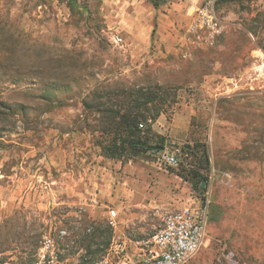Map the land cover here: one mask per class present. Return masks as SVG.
<instances>
[{"label": "rangeland", "instance_id": "374dc122", "mask_svg": "<svg viewBox=\"0 0 264 264\" xmlns=\"http://www.w3.org/2000/svg\"><path fill=\"white\" fill-rule=\"evenodd\" d=\"M201 2L77 0L79 14L73 0H0V264L32 263L59 229L77 237L68 264H87L114 235L108 209L116 235L140 240L152 207L207 191L208 236L186 264H264V0H214L216 31ZM155 85L145 115L164 149L105 158L122 139L117 92ZM202 143L203 193L181 153ZM163 151L182 168L158 162Z\"/></svg>", "mask_w": 264, "mask_h": 264}, {"label": "built area", "instance_id": "2783aa9c", "mask_svg": "<svg viewBox=\"0 0 264 264\" xmlns=\"http://www.w3.org/2000/svg\"><path fill=\"white\" fill-rule=\"evenodd\" d=\"M213 1L202 0L198 15L208 28L216 31ZM120 41L117 39L116 43ZM139 128L142 129L143 125L140 124ZM158 162L170 168L178 165L177 158L165 151L161 152ZM204 196L201 198L191 194L182 207H152L146 218L152 223L154 232L150 237L140 240L116 235L117 212L108 209L106 221L114 235L105 255L87 264H186L201 250L208 236L209 191ZM75 238L66 229L50 231L42 237L30 264H68L70 260L76 259V256L69 254Z\"/></svg>", "mask_w": 264, "mask_h": 264}, {"label": "trees", "instance_id": "16d2710c", "mask_svg": "<svg viewBox=\"0 0 264 264\" xmlns=\"http://www.w3.org/2000/svg\"><path fill=\"white\" fill-rule=\"evenodd\" d=\"M150 2L152 3L153 7H157L159 5V0H150ZM70 7L73 11H76L79 14H81L83 11H86V8L77 4V0H73V3L70 4ZM123 93H126V101H117L115 103L117 106L115 110L112 111L113 117L118 119V122H116L117 126L115 125L114 127L116 130L121 129L120 133H118V136L122 139L119 143L113 140L106 146H101V151L103 152L105 158L130 161L136 159L139 156H144L148 152L155 151L151 150L149 148L150 146L162 147L164 149L162 138L152 142V137L148 136L155 118L153 117L150 119L145 115L147 107L155 103L158 99L156 85L153 86V88L147 87L140 89L135 93H133V91L117 92V94L120 95ZM140 108H143L144 111L137 110ZM121 109H124L123 113L119 114ZM157 116L159 115H156V118ZM140 124L143 125L142 129L139 128ZM200 145L202 148V154H200V156H198V153H196V151L193 149H182L181 153L184 162L188 166L186 170L183 169V172L186 171L188 179L193 181L190 182L192 188L195 191L203 193L201 187L203 182L206 184V186L208 185L212 164L210 162L207 146L203 143ZM202 166L204 169H206L205 176H203L201 172L203 169ZM178 167L182 168V166H179V162L176 168H167L174 170L178 169ZM196 179L199 181H196ZM197 186L198 188L196 189ZM204 195L201 198H204ZM212 204L213 200L210 202L209 220L215 211V207H213L214 204Z\"/></svg>", "mask_w": 264, "mask_h": 264}, {"label": "water", "instance_id": "95a60500", "mask_svg": "<svg viewBox=\"0 0 264 264\" xmlns=\"http://www.w3.org/2000/svg\"><path fill=\"white\" fill-rule=\"evenodd\" d=\"M151 150H155V151H162L163 148L162 147H156V146H150L149 147ZM205 183L203 182L202 184V188L204 187Z\"/></svg>", "mask_w": 264, "mask_h": 264}, {"label": "bare ground", "instance_id": "6f19581e", "mask_svg": "<svg viewBox=\"0 0 264 264\" xmlns=\"http://www.w3.org/2000/svg\"><path fill=\"white\" fill-rule=\"evenodd\" d=\"M261 68V67H260ZM261 71V70H260Z\"/></svg>", "mask_w": 264, "mask_h": 264}, {"label": "crops", "instance_id": "0c3cea01", "mask_svg": "<svg viewBox=\"0 0 264 264\" xmlns=\"http://www.w3.org/2000/svg\"><path fill=\"white\" fill-rule=\"evenodd\" d=\"M194 114V113H193Z\"/></svg>", "mask_w": 264, "mask_h": 264}]
</instances>
